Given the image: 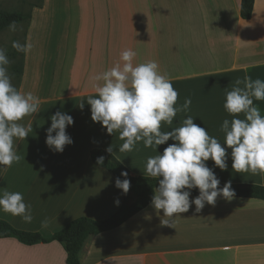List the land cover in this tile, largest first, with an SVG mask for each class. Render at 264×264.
<instances>
[{
	"label": "crops",
	"instance_id": "0c3cea01",
	"mask_svg": "<svg viewBox=\"0 0 264 264\" xmlns=\"http://www.w3.org/2000/svg\"><path fill=\"white\" fill-rule=\"evenodd\" d=\"M241 2L42 0L39 24L34 10L27 29L33 47L24 54L19 88L39 97L40 110L20 121L31 123L33 130L15 141L19 163L0 166V193H22L33 220L26 223L3 211L0 218L44 237L81 216L107 218L122 205L124 194L113 173L92 161L91 151L112 145V154L130 174L140 176L149 156L174 143L169 139L154 148L141 141L133 151L120 152L119 133L109 134L91 119L87 98L95 93L90 78L117 63L127 48L136 52L134 63H158L178 92L177 105L191 99L190 111L178 112L171 126L162 122L161 131L193 116L194 123L226 148L227 169L211 159L206 162L220 182L264 186V175L232 168L231 149L220 130L223 120L232 118L223 104L236 79L247 75L264 80V0H255L249 19L241 17ZM254 104L264 115V100L254 99ZM56 111L74 121L66 127L73 142L62 152L46 144V129ZM162 216L163 210L158 214L149 203L120 226L91 236L81 250V264H264V199L218 196L199 213L192 204L188 212L172 218L173 227L162 225ZM45 219L48 226L41 227ZM66 260L59 241L24 244L14 237L0 238V264Z\"/></svg>",
	"mask_w": 264,
	"mask_h": 264
},
{
	"label": "clouds",
	"instance_id": "9594fccd",
	"mask_svg": "<svg viewBox=\"0 0 264 264\" xmlns=\"http://www.w3.org/2000/svg\"><path fill=\"white\" fill-rule=\"evenodd\" d=\"M8 30L14 33L22 30V26L11 21ZM32 47L30 42L12 41V48L19 53L27 54ZM135 57L136 52L127 48L120 53L117 63L92 76L95 95L88 96L87 102L94 122L105 126L109 134L119 133L123 141L120 152L133 151L141 141L145 147L154 148L169 139L174 141L162 154L149 156L144 169L147 177L159 178L151 204L158 214L163 210L162 217L167 219L161 217V224L173 227L172 218L188 212L192 204L199 213L205 203L214 205L218 196L228 200L234 197L231 182L219 187L220 180L206 164L211 159L215 166L225 170L228 154L215 136L194 123L191 115L184 117L178 127L161 131L162 122L171 126L178 112L190 111L191 99L185 98L183 104L177 105L178 92L171 80L159 71L158 63L154 60L134 63ZM9 64L7 50L0 47V166L5 168L19 163L21 156L17 154L15 141L26 139L33 130L31 123L25 126L20 121L40 110L39 97L22 92L12 84ZM254 99L264 100V80H253L247 75L237 78L232 89L226 91L223 104L232 118L224 119L220 130L224 133V144L231 149L232 168L240 173L264 175V115ZM79 106L83 108V102ZM73 122L71 115L61 111L51 116V125L46 129V144L50 149L62 152L65 145L73 142L66 133V127ZM106 151L113 153V146ZM97 162L103 164L104 157H99ZM121 175L127 177L128 173ZM115 185L127 193L130 181L117 178ZM193 188L199 194L190 200ZM0 211L19 216L26 223L33 220L31 205L26 204L20 192L0 193ZM47 226L45 219L41 227Z\"/></svg>",
	"mask_w": 264,
	"mask_h": 264
},
{
	"label": "trees",
	"instance_id": "16d2710c",
	"mask_svg": "<svg viewBox=\"0 0 264 264\" xmlns=\"http://www.w3.org/2000/svg\"><path fill=\"white\" fill-rule=\"evenodd\" d=\"M254 2L255 0H242L240 13L243 19H249L252 16ZM31 16V13L25 15L22 12L0 10V29L8 26L11 21L18 23L26 17L31 19ZM19 72L21 75L20 84L23 74V63ZM101 156L104 157L103 164L97 162ZM91 159L94 163L112 172L116 179L120 178L123 180L127 178L130 181L128 192H123L124 200L122 205L112 215L103 219H93L86 216L78 217L71 220L66 226L56 231L50 237H44L38 232L18 229L8 221L0 218V238L14 237L24 244H36L56 240L61 242L66 250L67 264H81L80 253L88 238L120 226L135 213L151 203L154 189L158 187L159 178L147 177L146 175L132 176L128 168L105 149H93L91 151ZM125 171L128 173L127 177L121 175ZM223 185L224 183L220 182L219 187H223ZM231 188L235 192L234 196L264 199L263 185L231 183ZM198 194L199 190L197 188L190 190V195L197 196Z\"/></svg>",
	"mask_w": 264,
	"mask_h": 264
},
{
	"label": "rangeland",
	"instance_id": "374dc122",
	"mask_svg": "<svg viewBox=\"0 0 264 264\" xmlns=\"http://www.w3.org/2000/svg\"><path fill=\"white\" fill-rule=\"evenodd\" d=\"M42 4V0H0V10L9 11V12H22L25 15L32 14L34 10L38 12V19L36 20V24H39V7ZM29 24H32V16L31 19L26 17L23 21L18 22V25L22 26V30H18L17 32H9L8 26L0 29V47H4L7 50V55L10 60V64L8 66V71L11 76V82L14 86L19 90L20 84V72L19 69L22 66L24 53L17 52L14 48H12V41L18 40L21 43L27 42V29L29 28ZM40 38V33L38 35Z\"/></svg>",
	"mask_w": 264,
	"mask_h": 264
}]
</instances>
